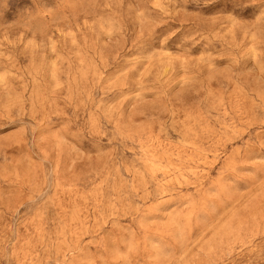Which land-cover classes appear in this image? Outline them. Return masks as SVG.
Listing matches in <instances>:
<instances>
[{"label":"rangeland","instance_id":"374dc122","mask_svg":"<svg viewBox=\"0 0 264 264\" xmlns=\"http://www.w3.org/2000/svg\"><path fill=\"white\" fill-rule=\"evenodd\" d=\"M0 264H264V0H0Z\"/></svg>","mask_w":264,"mask_h":264}]
</instances>
